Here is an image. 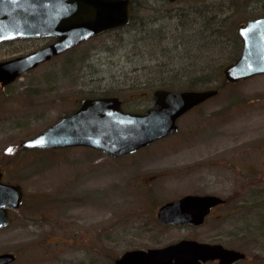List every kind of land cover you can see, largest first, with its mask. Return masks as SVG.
Here are the masks:
<instances>
[{
    "label": "rangeland",
    "instance_id": "374dc122",
    "mask_svg": "<svg viewBox=\"0 0 264 264\" xmlns=\"http://www.w3.org/2000/svg\"><path fill=\"white\" fill-rule=\"evenodd\" d=\"M221 1L135 0L138 24L88 38L0 86V168L24 193L0 228V253L15 254L9 264H109L126 249L182 238L245 252L246 259L233 264H264V74L220 82L205 67L221 66L223 79L230 51L211 44L223 41L221 23L235 30L264 15V0ZM195 2L214 3L200 13L209 24L217 19L215 29L180 27L182 20L169 15L187 13ZM150 18L157 20L147 24ZM42 39L4 43L0 60L34 50ZM160 80L174 90L195 81V89L216 87L218 93L180 116L175 133L133 155L18 147L72 110L79 97L116 93L123 109L143 111ZM205 192L227 201L203 225L156 220L162 202Z\"/></svg>",
    "mask_w": 264,
    "mask_h": 264
},
{
    "label": "water",
    "instance_id": "95a60500",
    "mask_svg": "<svg viewBox=\"0 0 264 264\" xmlns=\"http://www.w3.org/2000/svg\"><path fill=\"white\" fill-rule=\"evenodd\" d=\"M130 1L0 0V42L54 37L38 49L0 60V86L14 82L23 73L93 35L127 24ZM235 30L242 44L240 53L222 68L223 78L231 83L264 74V16L247 19ZM217 91L158 88L152 91V104L144 112L123 110L116 96L84 97L76 109L22 140L19 146L22 149L85 146L112 157L121 156L175 132L180 115ZM1 178L0 170V228L8 223L9 209H17L23 198L20 184ZM223 202L215 194H185L159 205L156 219L167 226H199L210 209ZM245 256L243 251L221 243L182 238L162 246L126 249L111 264H205L214 260L218 264H232ZM14 258L11 252L0 253V264Z\"/></svg>",
    "mask_w": 264,
    "mask_h": 264
},
{
    "label": "flooded vegetation",
    "instance_id": "af4514ba",
    "mask_svg": "<svg viewBox=\"0 0 264 264\" xmlns=\"http://www.w3.org/2000/svg\"><path fill=\"white\" fill-rule=\"evenodd\" d=\"M134 1L135 0H132V2H131V4H130V19H129V22H128V24L127 25H135V24H138V22H135L134 20H135V18H134V14H133V12L131 11V7H132V5H133V3H134ZM162 1V3H164V4H167L168 2H166V0H161ZM224 1V0H223ZM223 1H221V2H219V3H222ZM195 3H197V4H193L189 9H188V11H187V13H183L184 11H180V12H175L174 14H169V15H171V16H174V17H176V18H178L179 20H182L179 24H180V27H188V25H193L194 27H195V30L197 31V30H199V29H201V30H203V28H202V25H203V23H202V21H201V18L200 17H198V13H199V15H202L201 13H200V11L202 12L205 8L206 9H215L214 8V6H213V2H207L206 3V6H203V3L202 2H195ZM188 18H189V20H188ZM157 20V18H155V19H148L147 21H146V23L147 24H150V23H153L154 21H156ZM188 20V21H187ZM216 33V32H215ZM201 37H203V38H205V40H206V36H201ZM23 39H42V37H40V38H37V37H27V38H16V39H12V40H6V41H3V42H1L0 43V45H2V44H4V43H9V42H11V41H16V40H23ZM54 40V38H52V37H47V38H43L42 39V41L44 42V43H42V45L41 46H43V45H45V44H48V43H50V42H52ZM40 46V47H41ZM39 48V47H38ZM119 99H120V97H118ZM121 100V107H122V109H123V102H122V99H120ZM146 109V108H145ZM144 109V110H145ZM123 110H125V109H123ZM125 111H129V110H125ZM131 112H141V111H131ZM165 138V137H164ZM160 140V139H159ZM156 141H158V140H156ZM155 142V141H154ZM153 143V142H152ZM151 144V143H150ZM150 144H148V145H146L145 147H142V148H139V149H137L136 151H134V152H132V153H129V154H126V155H122V156H127V155H133V154H135V153H137L138 151H140V150H142V149H144V148H146L147 146H149ZM23 150V149H22ZM122 156H120V157H122ZM115 158H118V157H115ZM1 169V168H0ZM1 172H2V180H4L3 179V171H2V169H1ZM5 181V180H4ZM197 194H214V193H208V192H205V193H197ZM218 195V194H217ZM221 196V195H220ZM221 197H223L225 200H224V203L223 204H218V205H215L214 207H212L211 209H210V211H209V213L207 214V216L205 217V220H204V222L209 218V217H211L212 215H213V213H215V211L217 210V209H219V208H222V207H224V205L226 204V197H224V196H221ZM10 212V211H9Z\"/></svg>",
    "mask_w": 264,
    "mask_h": 264
},
{
    "label": "trees",
    "instance_id": "16d2710c",
    "mask_svg": "<svg viewBox=\"0 0 264 264\" xmlns=\"http://www.w3.org/2000/svg\"><path fill=\"white\" fill-rule=\"evenodd\" d=\"M133 7V6H132ZM132 11H133V8H132ZM198 17H200L201 18V21H202V23H203V25H202V28H203V30H209V29H215V28H213L212 27V23L213 22H215L217 19L214 17L213 19H210L211 20V23L209 24V22L210 21H208L209 19H207L206 18V15H199ZM207 21H208V23H207ZM217 22V21H216ZM215 22V23H216ZM212 27V28H211ZM219 30H221L219 33L221 34V37L223 38V41L221 40V42L220 43H218V42H212L211 44H212V47H213V45H221L222 47H224V48H226L227 50H229L230 51V58H228L227 60H226V63H228V62H231L232 60H234L237 56H238V54H239V52H240V49H241V42H240V40H239V37H238V35L236 34V32H235V30H229L228 29V26H226V25H224L223 23H221V27L219 28ZM217 36H218V34H217ZM217 36L215 37V38H217ZM207 69V76H209V72H208V70H213V72H212V75L211 76H215V77H217L219 80H220V82H222V81H224L223 79H221L220 77H219V73H220V70H221V66L220 67H209V66H205ZM201 68H204V67H201ZM206 80H208V79H206ZM161 81V80H160ZM156 81V82H159L158 84L155 82V84H157L156 86H155V88H165V89H174L173 87H171V85L170 84H166V83H164V81ZM225 82V81H224ZM152 85V84H151ZM187 86L186 87H184V88H182V90H188V89H195V86H196V82L195 81H191V82H189V83H187L186 84ZM154 86V85H153ZM179 90V89H178ZM105 95H110L109 93L108 94H105V93H98V94H90V95H87L88 97H95V96H105ZM112 95H117L116 93H113ZM80 99L81 98H83V97H79ZM79 99V100H80ZM79 103V102H78ZM78 106V104L75 106V107H77ZM74 107V108H75ZM73 108V109H74ZM72 109V110H73ZM72 110H70V111H72ZM70 111H68V112H70ZM67 112V113H68ZM16 147L14 148V152L16 151ZM142 248V247H141ZM119 255V254H118ZM117 255V256H118ZM117 256H115V257H112V258H110L109 259V264H111L112 263V261L117 257Z\"/></svg>",
    "mask_w": 264,
    "mask_h": 264
},
{
    "label": "bare ground",
    "instance_id": "6f19581e",
    "mask_svg": "<svg viewBox=\"0 0 264 264\" xmlns=\"http://www.w3.org/2000/svg\"><path fill=\"white\" fill-rule=\"evenodd\" d=\"M239 25V24H238Z\"/></svg>",
    "mask_w": 264,
    "mask_h": 264
}]
</instances>
